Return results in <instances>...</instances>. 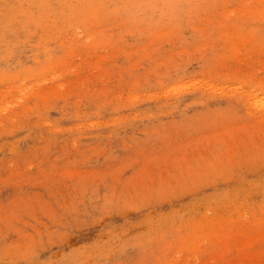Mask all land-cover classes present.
Here are the masks:
<instances>
[{"label":"rangeland","instance_id":"1","mask_svg":"<svg viewBox=\"0 0 264 264\" xmlns=\"http://www.w3.org/2000/svg\"><path fill=\"white\" fill-rule=\"evenodd\" d=\"M0 264H264V0H0Z\"/></svg>","mask_w":264,"mask_h":264}]
</instances>
